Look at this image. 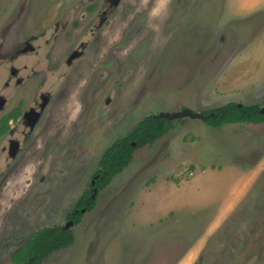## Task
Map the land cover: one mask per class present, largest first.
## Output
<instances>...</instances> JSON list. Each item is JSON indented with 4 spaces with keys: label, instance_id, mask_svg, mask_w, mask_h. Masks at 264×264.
<instances>
[{
    "label": "rangeland",
    "instance_id": "obj_1",
    "mask_svg": "<svg viewBox=\"0 0 264 264\" xmlns=\"http://www.w3.org/2000/svg\"><path fill=\"white\" fill-rule=\"evenodd\" d=\"M15 1L19 0H0V23L14 13ZM173 1L177 0H154L148 19L159 24H154V38H146L144 49L139 51L138 44L118 56L123 47L118 42L106 51L105 67L111 71L113 60L124 76L125 82L119 80L121 90L129 91L137 76L144 85L147 72L137 75L138 70L154 61L148 75L157 72L155 89L161 90L150 98L153 106L146 104L150 111L157 104L163 105L157 112L188 104L196 112L228 102L264 106V0H210L213 8L204 3L209 0H180L202 2L196 10L197 25L202 16V24L209 21V28L196 32L193 26L182 29L194 23V9L180 14L183 9L175 4L161 23L163 4ZM185 45L192 47L184 50L189 55L181 51ZM177 65L182 73L162 72ZM160 74L168 80L159 82ZM142 91L135 105L138 119L146 107L141 104ZM142 150L130 175L106 186L92 210L69 228L72 244L39 264H141L140 259L151 264L168 240L186 244L173 264H264V121L213 127L202 118L187 116L175 120L166 134ZM58 168L52 215L39 214L33 200L26 204L18 200L26 185L5 183L7 193L0 199V264H14L8 259L12 247L5 245L7 236L18 240L40 224L62 221L82 190L70 179L76 182L84 169L63 164ZM244 181L249 185L240 192Z\"/></svg>",
    "mask_w": 264,
    "mask_h": 264
},
{
    "label": "flooded vegetation",
    "instance_id": "obj_2",
    "mask_svg": "<svg viewBox=\"0 0 264 264\" xmlns=\"http://www.w3.org/2000/svg\"><path fill=\"white\" fill-rule=\"evenodd\" d=\"M204 3L209 8L215 7L210 0ZM13 4L14 13L0 23V199L1 195L3 197L7 193L5 183L26 185L18 200H24L25 204L33 200L35 207L41 211L39 214L52 215L57 207L54 192L59 165L84 169L76 182L73 177L70 179L72 186L79 184V190H82L65 211L62 221L40 224L41 227L35 228L30 236L18 240L9 236L5 238L8 249L12 247L8 259L14 264H30L29 258H13V254L28 238L43 228L59 226L69 230L74 241L69 228L75 226L84 213L92 210L101 191L118 178L126 179L134 168L133 163L139 161L144 151L142 148L166 134L175 120L189 115L164 116L181 111L185 106L174 111L159 112L157 110L163 105L158 107L157 104L153 108L155 111L147 107L150 98L156 97L161 90V87L155 89L157 72L154 71L152 75L153 70L150 69L148 75L154 61L146 66V70H138L137 75L147 72L145 84H139L138 76L134 77L129 91L127 87L121 90V82L125 80L117 64L111 60V71H108V66L105 67V53L113 44L123 43L121 54L116 55L124 56L126 49L133 50L139 44L140 51L144 49L141 47L146 38H154L153 26L159 22L148 19L154 9V0H19ZM174 4L183 9L180 14L194 9V23L183 27V31L192 26L194 32L201 31L202 27L205 30L209 28L206 24L209 21L202 24V16L197 25L195 15L202 6L201 1L164 3L161 23L164 24L165 13ZM184 4H188V7L185 8ZM56 8L60 9L59 12ZM186 48L191 51L192 47L183 46L182 53ZM165 54L168 56V51ZM171 71L182 73L178 65L175 68L166 66L162 72H167L169 76ZM151 75L153 82L148 86ZM165 79L167 77L163 75L159 82ZM139 89L143 90L141 104L145 103L146 106L140 119L135 107ZM128 104L129 107L126 106ZM188 105L187 108L196 111ZM209 110L201 112L202 119L206 116L204 112ZM150 117L166 120L167 130L153 141L137 144L129 136L140 121ZM117 140H121L125 148L128 144L133 147L130 159L108 182L99 186L104 180L105 151ZM132 178L130 176L128 181ZM70 191L72 195V189ZM84 194L85 203L92 201L90 207L88 204L77 205ZM78 212V219L74 222L69 215ZM69 221L72 225L67 227ZM170 241L172 247L169 246ZM161 244L158 257L151 264H173L186 247L185 242L181 241L168 240ZM139 262L146 263L142 259Z\"/></svg>",
    "mask_w": 264,
    "mask_h": 264
},
{
    "label": "trees",
    "instance_id": "obj_3",
    "mask_svg": "<svg viewBox=\"0 0 264 264\" xmlns=\"http://www.w3.org/2000/svg\"><path fill=\"white\" fill-rule=\"evenodd\" d=\"M260 106L256 103L250 105L240 104L237 102H228L223 105L214 107L209 111H205L206 115L203 120L213 127H218L225 123L248 122L260 123L264 121V113L259 111ZM168 122L161 117L147 118L140 121L134 133L129 136L136 141L137 144H143L148 141H153L167 130ZM122 141H115L109 146L104 154L103 161L105 163L104 180L99 185L108 182L112 176L118 173L121 168L127 164L130 159V151L132 146L128 144L126 149L122 145ZM86 194L80 198L78 206L86 205L90 207L92 201L85 203ZM87 202V201H86ZM79 212L70 214L74 222L77 221ZM73 241V236L69 230L61 229V227H46L36 232L32 237L22 245L14 257L29 258L30 264H37L44 259L50 252L57 250ZM16 258V259H17Z\"/></svg>",
    "mask_w": 264,
    "mask_h": 264
},
{
    "label": "water",
    "instance_id": "obj_4",
    "mask_svg": "<svg viewBox=\"0 0 264 264\" xmlns=\"http://www.w3.org/2000/svg\"><path fill=\"white\" fill-rule=\"evenodd\" d=\"M222 40H223V39H222ZM214 56L216 57L217 54L215 53ZM218 56H219V55H218ZM218 56H217V57H218ZM237 104L240 105L241 103H237ZM259 111H260L261 113H264V106H261L260 109H259ZM185 115H189L190 117H198V118H201V117H202L201 112L193 111V110H191V109H189V108H187V107H184L181 111H177V112L171 113V114H169V115L166 114V115H164V116L167 117V118H172V117L185 116ZM69 225H72V222H71V221L67 222V227H68Z\"/></svg>",
    "mask_w": 264,
    "mask_h": 264
},
{
    "label": "crops",
    "instance_id": "obj_5",
    "mask_svg": "<svg viewBox=\"0 0 264 264\" xmlns=\"http://www.w3.org/2000/svg\"><path fill=\"white\" fill-rule=\"evenodd\" d=\"M206 169L207 168H204V169H202L201 171H200V174H203V173H205L206 172ZM248 174V173H247ZM250 175V174H249ZM249 185V182L248 181H244L243 182V184H241V189H240V192H241V190L244 188V186H248ZM231 199V198H230ZM229 205V198H228V202L226 203V205ZM226 205L223 207V208H225L226 207ZM216 215V214H215Z\"/></svg>",
    "mask_w": 264,
    "mask_h": 264
}]
</instances>
